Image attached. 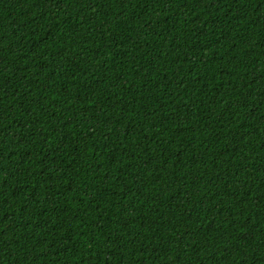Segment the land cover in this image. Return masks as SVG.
Instances as JSON below:
<instances>
[{"label": "trees", "instance_id": "1", "mask_svg": "<svg viewBox=\"0 0 264 264\" xmlns=\"http://www.w3.org/2000/svg\"><path fill=\"white\" fill-rule=\"evenodd\" d=\"M0 264H264V0H0Z\"/></svg>", "mask_w": 264, "mask_h": 264}]
</instances>
